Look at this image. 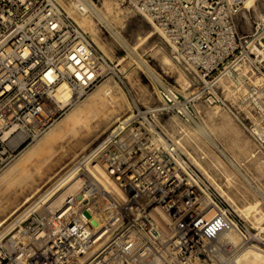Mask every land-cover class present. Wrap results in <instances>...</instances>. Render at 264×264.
<instances>
[{
	"label": "built area",
	"instance_id": "2783aa9c",
	"mask_svg": "<svg viewBox=\"0 0 264 264\" xmlns=\"http://www.w3.org/2000/svg\"><path fill=\"white\" fill-rule=\"evenodd\" d=\"M120 1L150 20L195 89L185 96L161 80L160 103L136 105L88 154L116 189L85 169L90 207L69 199L64 209L26 215L11 237H0V264H234L259 244V228L252 232L210 192L157 122L168 113L189 121L194 102L205 99L229 112L264 152V20L240 32L246 0ZM107 65L59 0H0V172L58 120L59 84H70L73 100L78 85L87 92L110 73ZM19 131L25 139L14 148L10 139ZM209 202L215 213L206 218ZM83 224L89 232L82 235ZM232 227L242 238L237 245L226 238Z\"/></svg>",
	"mask_w": 264,
	"mask_h": 264
},
{
	"label": "rangeland",
	"instance_id": "374dc122",
	"mask_svg": "<svg viewBox=\"0 0 264 264\" xmlns=\"http://www.w3.org/2000/svg\"><path fill=\"white\" fill-rule=\"evenodd\" d=\"M59 1L68 12L69 7L66 5L73 0ZM91 1L101 13L102 20L95 13L87 15V18L90 16L96 25V32H90L86 28L85 30L94 42L95 40L102 42L103 48L99 44L96 45L109 58V63L111 67H115L116 73L108 71L106 66V70L110 73L99 79L87 92L78 93L79 97L68 102V105L62 106L60 117L48 131L57 126L82 102V108L88 111L91 100L87 99V96L109 78L117 99L124 102L127 98L128 101L125 100L127 104L121 106V109L116 106L111 114L113 119L111 118L108 122L103 114H97L99 109L104 110L103 104L99 102L90 111L92 120L87 121L86 127L70 124L65 129L58 130L57 133L60 136H56L52 145L48 144L49 146H45L44 150L41 149L33 155L28 156L25 152L28 153L27 149L35 146L48 131L31 142L23 143L18 148L14 161L0 172V176H3L13 167L16 168L12 170L14 172L10 174V179L0 184V232L12 225L11 229L4 234L7 235L5 239L16 232L18 221L26 215L32 213L29 218L31 219L37 213L42 215L47 213L42 210L59 190L54 191L51 198L44 199L45 194L55 189L61 183V177L65 176L87 153L93 151L120 119L131 115L136 105L142 109L158 105L161 101L160 92L163 82L177 88L185 96L191 95L195 89V85L189 81L187 74L175 64L164 39L156 32L145 15L120 0ZM115 3L117 6L114 5ZM108 4L114 5L116 10L119 7L122 9L121 21L119 16L113 17L108 10ZM260 12L264 14V0H259L257 5L252 6L249 11L247 8L241 10L238 15L241 33L250 32L255 26V21H262L259 17ZM77 15L79 18V13H76ZM71 16L77 20L74 15ZM107 20L113 23L121 37L107 26L108 31L102 27ZM150 31L154 35L148 42L139 45V36ZM134 45L137 49L132 51L131 48ZM155 46L156 49L147 52ZM157 49H160V52L157 53ZM140 56L148 61H145V64L156 74L158 73L163 82L160 83L151 76L146 66L142 64ZM165 56L170 58L171 63L164 61ZM183 79L189 81L185 86L182 83ZM122 95L126 96L125 99ZM194 103L193 120L181 119L174 113L163 114L159 118L158 125L164 126L167 131V135L163 138L168 143L174 142L178 145L181 154L195 167L206 186L210 188V192L219 195L235 215L247 221L249 227L253 224L259 227L257 251L264 255V152L223 107L211 104L205 99L196 100ZM112 108L114 109L112 106L107 107L106 110ZM26 155L27 159H25ZM16 163L19 166L15 165ZM18 167L20 169H17ZM84 170L83 167L79 171ZM219 186L224 189V192ZM29 211L31 212L28 213ZM251 230L257 232L252 227ZM237 236L239 241L240 237Z\"/></svg>",
	"mask_w": 264,
	"mask_h": 264
},
{
	"label": "bare ground",
	"instance_id": "6f19581e",
	"mask_svg": "<svg viewBox=\"0 0 264 264\" xmlns=\"http://www.w3.org/2000/svg\"><path fill=\"white\" fill-rule=\"evenodd\" d=\"M74 1V0H73ZM72 1V3L69 5H66L69 11V13L71 15H74L75 18H77L76 21L79 22V24L84 28L88 29L90 32H96V25H94L93 20L89 18H87L89 15V11L95 13L97 16H99L101 18V13L98 12L97 7L89 2V0H75L74 2ZM259 0H246V8L248 9V11L251 9L252 6H256L257 2ZM61 2V1H60ZM62 3V2H61ZM64 4V2H63ZM118 4V3H117ZM116 5V3L114 4ZM114 5L112 4H108V10L111 11V14H113V17L119 16V19L121 21V14H122V9L119 7L117 8V10L114 8ZM65 6V5H64ZM117 6V5H116ZM119 6V4H118ZM123 8V7H122ZM115 9V10H114ZM109 11V13H110ZM76 13H79V18L78 15L76 16ZM124 14V13H123ZM126 14V13H125ZM259 17L264 20V14L263 13H259ZM118 18V17H116ZM113 19V18H112ZM102 20V18H101ZM150 21V20H149ZM118 22V21H117ZM105 26H107L110 30H113V32L115 34H117V36L121 37L118 33V30L116 31L113 23H111V21H104ZM86 31V30H85ZM87 32V31H86ZM88 33V32H87ZM89 35V33H88ZM154 35L153 32H147L145 35L143 36H139V45L140 44H144L146 42L149 41V39ZM91 37V35H89ZM92 38V37H91ZM93 40V39H92ZM122 41H124L121 38ZM94 41V40H93ZM138 41V42H139ZM96 44H99L102 48L104 47L102 42L95 40ZM137 43V42H136ZM126 44V43H125ZM138 44V43H137ZM138 45V46H139ZM134 49H137L136 45H134L133 48H131V50L133 51ZM154 49H156L155 47H152L151 49H149L147 52L149 51H153ZM160 52V49H157V53ZM139 57V56H138ZM141 57V56H140ZM141 61L142 64L144 66H146L145 68H147L148 72L151 74L152 77H156L158 79V81L161 82V79L159 77V75H157L155 73V71L150 68L147 64H145L146 62H148L147 60H144L141 57ZM164 61L167 63H171L170 62V58L165 56ZM146 61V62H145ZM141 64V63H140ZM149 64V63H148ZM107 69L108 71L114 73L115 72V67H111L107 65ZM116 73V72H115ZM113 77V76H112ZM110 81V78L107 82L101 84L99 86V88L92 92L91 94H89V96H87V99L91 100V104L90 106H88L89 110L85 111L82 108V103L79 104V106H77L73 111H71L65 119H63L59 124H57V126L52 127L46 134L45 136H43L37 143L35 146L27 149L28 153L25 152V154L29 155H33L34 153H38L40 152L41 149H43L45 146H47L48 144L52 145V142L54 141V139H56V136H60V134L58 135V130L61 129H65L68 125L72 124V125H76V126H81L87 124V121L92 120L91 117V112L92 109H94V107L96 106L97 103H102L104 106V110L103 109H99L97 111L98 115H104V118L109 122L111 121L113 111L115 110L116 106L120 107L119 109H121V106H123L124 104H127L125 100H127V98L125 99L124 95L123 98L125 99L124 102L123 101H119L117 99V95L114 94L113 91V85L112 81ZM189 81L184 80L183 79V85L185 86L186 83H188ZM117 83V82H116ZM115 83V84H116ZM119 86V84H117ZM115 87V85H114ZM120 87V86H119ZM121 89V87H120ZM83 90V86L82 84L77 86V92H81ZM116 92V91H115ZM123 93V92H122ZM75 96V93L73 92L70 84L67 81H63L59 84L57 93H56V97L57 99H59L60 101H62L63 103L61 105H65L68 102L72 101V98ZM103 97V98H102ZM102 98V100H101ZM128 101V100H127ZM68 105V104H67ZM114 107V109H110V110H106L107 107ZM130 107V106H129ZM118 109V110H119ZM113 119V118H112ZM121 120V119H120ZM193 120V119H192ZM84 122V123H83ZM86 122V123H85ZM83 123V124H82ZM90 123V122H88ZM89 126V125H88ZM87 126V127H88ZM25 139V133L22 131L17 132L11 139H10V144L12 147H17L23 140ZM57 141V140H56ZM179 142V141H178ZM50 145V146H51ZM49 146V145H48ZM62 146V145H60ZM95 149V148H94ZM44 150V149H43ZM88 154V153H87ZM85 155L82 159H80L78 161V163L73 166V168L71 170H69V172L61 177L62 181L61 183H59L57 185V187H55V189H53L51 192H48L45 194V196L43 197L44 199L47 197H52V194L54 191L59 190L57 192V194H54L55 196H53V198H51V200L48 202L49 204L47 205V207H45L42 212H47L48 210H53L56 211L57 209H64L63 205H66V203H68L69 199H72V201H78L82 204L83 207H90L89 205V199L86 196L84 190H83V185H84V175L82 172H80V168L84 167V169H87L88 171H92L105 185L109 186V187H113L116 189V185L113 182V180L108 177L107 173L105 172V170L102 168V166L99 165V163H94L92 161H89V157L90 155ZM26 155V156H27ZM28 156L25 158L27 159ZM31 157V156H30ZM24 160V159H23ZM14 161V160H13ZM20 161V160H19ZM18 161V163H19ZM24 162V161H23ZM22 162V163H23ZM25 164V163H24ZM17 166H19L17 163L15 164ZM21 165V163H20ZM16 166V167H17ZM201 166V165H200ZM13 167V166H12ZM15 167H13L14 169ZM13 169H11L8 173H6L3 176H0V184L3 183L4 181L6 182L8 179H10V174L14 171H12ZM16 169V168H15ZM17 169H20L19 167ZM39 169V168H38ZM204 169V168H203ZM207 173V172H206ZM209 174V173H208ZM12 176V175H11ZM210 176V174H209ZM212 178V177H211ZM26 179V178H25ZM24 179V180H25ZM24 182V181H23ZM21 186V185H20ZM222 189V192H224V189L219 186ZM8 195V194H7ZM49 199V198H48ZM209 198H207L208 200ZM231 199V198H230ZM3 200H5L3 198ZM4 202V201H3ZM36 205V204H35ZM34 205V207H35ZM63 206V207H62ZM28 209V208H27ZM26 209V210H27ZM31 211L33 210L32 208L30 209ZM215 213V208H213V205L209 202L208 203V210L205 214L206 218L211 217L213 214ZM2 214V213H1ZM45 214V213H43ZM7 215V214H6ZM24 216V215H23ZM22 216V217H23ZM90 220L93 219V223H98L97 222V216H95V214L91 216H89ZM160 223H162L163 225H165L164 220H159ZM55 228H59L57 224L53 225ZM12 225H10L8 228L4 229V231L2 230L0 232V236L4 235L6 232H8L11 229ZM252 228H259L256 225H252ZM167 228V226L165 227ZM263 228V227H262ZM81 234H87L89 232L88 227H86L84 224L81 225L80 230ZM240 237V240L238 241V236ZM226 238L231 241L234 244H239L242 240L240 233L236 230V228L232 227L228 233L226 234ZM259 247V245L253 243L250 244L249 246H247V248H245L244 250H242V252L238 255L237 260L234 262V264H264V255L260 254L259 251H257V248ZM90 252V251H89Z\"/></svg>",
	"mask_w": 264,
	"mask_h": 264
},
{
	"label": "water",
	"instance_id": "95a60500",
	"mask_svg": "<svg viewBox=\"0 0 264 264\" xmlns=\"http://www.w3.org/2000/svg\"><path fill=\"white\" fill-rule=\"evenodd\" d=\"M85 215L88 217L90 216V214L87 211H85Z\"/></svg>",
	"mask_w": 264,
	"mask_h": 264
}]
</instances>
